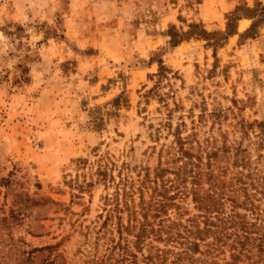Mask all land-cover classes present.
Returning a JSON list of instances; mask_svg holds the SVG:
<instances>
[{"label": "rangeland", "instance_id": "374dc122", "mask_svg": "<svg viewBox=\"0 0 264 264\" xmlns=\"http://www.w3.org/2000/svg\"><path fill=\"white\" fill-rule=\"evenodd\" d=\"M178 132L264 232V0H0V264H102Z\"/></svg>", "mask_w": 264, "mask_h": 264}, {"label": "trees", "instance_id": "16d2710c", "mask_svg": "<svg viewBox=\"0 0 264 264\" xmlns=\"http://www.w3.org/2000/svg\"><path fill=\"white\" fill-rule=\"evenodd\" d=\"M180 41H173L174 46ZM175 136L153 178L147 174L137 185L127 175L121 177L113 211L120 220L126 213L128 223L119 224V241L102 264H238L243 256L252 259L251 264H263L264 232L253 229L255 225L249 226L243 221L245 216L236 213L244 207L253 213L259 210L250 202L247 187L235 188L226 198L224 186L218 188L211 182L217 153L194 141L195 135L183 138L178 132ZM168 174L173 178L166 179ZM252 176L242 172L236 181L240 184L242 178ZM240 192L244 193L242 202L237 199ZM261 194L264 197V187ZM185 199H191L198 214L185 218L187 211L178 203ZM230 207L231 214L226 212ZM256 219L261 220L259 213Z\"/></svg>", "mask_w": 264, "mask_h": 264}]
</instances>
